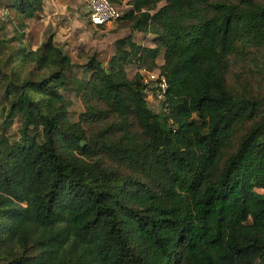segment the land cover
Listing matches in <instances>:
<instances>
[{
	"label": "trees",
	"instance_id": "trees-1",
	"mask_svg": "<svg viewBox=\"0 0 264 264\" xmlns=\"http://www.w3.org/2000/svg\"><path fill=\"white\" fill-rule=\"evenodd\" d=\"M126 4L118 19L154 46L121 38L104 68L75 64L52 35L27 50L42 0H0L1 264L264 260V109L225 79L231 57L264 48V0ZM13 117L16 141L3 129Z\"/></svg>",
	"mask_w": 264,
	"mask_h": 264
},
{
	"label": "rangeland",
	"instance_id": "rangeland-1",
	"mask_svg": "<svg viewBox=\"0 0 264 264\" xmlns=\"http://www.w3.org/2000/svg\"><path fill=\"white\" fill-rule=\"evenodd\" d=\"M87 4V1L84 2L85 8L80 11L79 15H74L72 17L69 30L65 32V34L64 32L59 33L60 35H56V39L54 40V43L67 53L75 64H84L90 56H95V58L102 63L104 68H108V62L116 53L118 45L117 40L124 37H131L136 44L142 46H154L152 34L144 33L138 29L133 30L122 19H116L101 26L92 25L88 17ZM114 4L118 7L121 15L128 8L126 0H123L121 4ZM36 20V17L26 19V27L22 26L24 34L21 37V42L27 47V50L31 51H35L41 41L48 35H52L45 29V26H38L37 28V25H33L37 22ZM7 27L9 28L8 36L13 35L16 27L12 24H8ZM22 27L18 26V32H21ZM125 47L127 48L126 45ZM160 61H162V52L157 58V62ZM125 70L129 78H132L138 71L134 62L127 64ZM155 70H157L156 67L150 68V71ZM139 72L144 73L143 69L139 70ZM225 79L227 86L232 91L244 93L253 98L257 103L259 111L263 110L264 48L251 47L246 50V53L231 57V66L226 73ZM147 99L152 109L156 111L159 110V104L152 95H149ZM82 108L84 109V103L82 104ZM83 124L88 133L94 132L101 127V122L89 124L83 121ZM19 127L20 122L17 117L11 119L7 118L3 122L4 134L10 141L18 140L20 136ZM243 131L244 129L237 130L235 137L233 138L232 136L233 144ZM106 164L109 165L108 162H106ZM122 170L125 174L130 172L128 167H123ZM258 192L264 193V189H259ZM30 241L31 240L27 241L25 248L30 246ZM4 259H6V254L0 256V264ZM254 264H264V260L257 259Z\"/></svg>",
	"mask_w": 264,
	"mask_h": 264
},
{
	"label": "crops",
	"instance_id": "crops-1",
	"mask_svg": "<svg viewBox=\"0 0 264 264\" xmlns=\"http://www.w3.org/2000/svg\"><path fill=\"white\" fill-rule=\"evenodd\" d=\"M86 1L89 2V0H42L38 23L40 26H45L49 34L53 35L54 41L56 35L58 36L62 32L65 34L69 30L72 17L79 15L80 11L85 8L84 2ZM86 7L88 12L89 4ZM161 63L162 61L157 62V64Z\"/></svg>",
	"mask_w": 264,
	"mask_h": 264
},
{
	"label": "built area",
	"instance_id": "built-area-1",
	"mask_svg": "<svg viewBox=\"0 0 264 264\" xmlns=\"http://www.w3.org/2000/svg\"><path fill=\"white\" fill-rule=\"evenodd\" d=\"M88 17L93 25H103L118 19L121 15L119 9L110 0H89ZM146 75L144 81L146 83L156 80L158 73L155 71H145ZM160 93L158 97H162V94L166 89V82L164 79L158 82Z\"/></svg>",
	"mask_w": 264,
	"mask_h": 264
}]
</instances>
